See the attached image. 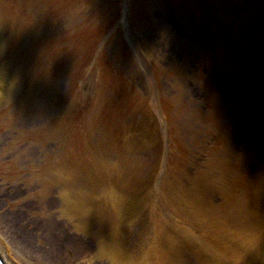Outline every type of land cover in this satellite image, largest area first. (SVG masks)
Masks as SVG:
<instances>
[{
  "label": "rangeland",
  "instance_id": "1",
  "mask_svg": "<svg viewBox=\"0 0 264 264\" xmlns=\"http://www.w3.org/2000/svg\"><path fill=\"white\" fill-rule=\"evenodd\" d=\"M104 1L112 2V11L119 9L121 18L125 12L126 23H134L123 27L119 40L126 38L124 44L119 41L117 47L118 42H108V50L105 44L98 63H78L75 53L69 52L70 61L60 58L62 69L53 81L57 85L47 95L23 87L14 91L11 81L0 91V192L9 189L3 195L9 198L0 196V208L9 214V235L14 232L13 210L20 208L25 220L35 216L46 222L57 219L66 233L80 238L72 256L62 254L64 259H57L56 264H113L108 248L123 252L132 264H264V103H258L264 89L251 90L255 100L245 95L242 86L237 90L230 66L258 72L259 64L240 62L238 52V62L223 61L212 75L213 61L203 59L196 29L184 41L169 31L184 53L177 58L168 53L159 59L156 56L163 54L153 52L143 32L156 21L154 15L148 25L145 21L148 5L152 11L155 2L145 0L138 13V5L134 9L130 0ZM190 1L202 9L198 14L223 21L206 0ZM91 3L0 0V64L7 69L22 66V59L12 56L9 42L43 20L44 12L50 13L53 25L60 21L63 27L76 29L62 30L53 38L83 37L79 28L81 22H88ZM182 12L189 21L188 13ZM183 15L166 16L179 21ZM257 16L252 24L261 26L264 12ZM86 33L93 36L88 41H95L92 31ZM78 41L80 46L82 41ZM62 45L55 40L53 53L61 54ZM259 46L257 51L263 49V44ZM83 49L84 56L92 50L90 44ZM224 54L222 44L220 62ZM129 57L152 72V94L138 86L140 79L133 74ZM263 60L255 59L256 63ZM190 62L202 68L208 65V73L185 71ZM66 64L71 70H66ZM73 72L78 77L74 84L69 80ZM249 75L250 86L256 88L259 80L254 81V73ZM168 78L172 88L176 84L173 90L162 83ZM116 98L126 99L131 108L122 110L123 122L137 125L127 142H118L122 129L116 123ZM108 102L111 111H102ZM130 112L131 117L123 116ZM132 117L136 118L133 123ZM149 128L164 131L162 149L143 139ZM191 153L203 169L201 175L184 174L185 168H191L186 167ZM174 196L196 199L175 201ZM126 197H132V206L125 205L119 213L117 203ZM25 205L29 212L37 211L33 217Z\"/></svg>",
  "mask_w": 264,
  "mask_h": 264
},
{
  "label": "bare ground",
  "instance_id": "2",
  "mask_svg": "<svg viewBox=\"0 0 264 264\" xmlns=\"http://www.w3.org/2000/svg\"><path fill=\"white\" fill-rule=\"evenodd\" d=\"M49 205H52V200H48ZM13 215L18 216L22 219V213L18 210H14ZM26 224L22 227V230L18 233L15 232V244L6 243L4 237L0 234V245L4 246L5 253L7 259L11 264H18L15 262L14 254H23L27 256V258H31L40 264H54V258L51 256L56 251L62 252V244L66 239V235H63L64 227L60 222L58 223L57 219L49 220L46 222V219L40 220L38 219L33 226L28 227ZM61 231V233L59 232ZM68 240H70L71 244L75 247L77 245L74 243L77 240V237L74 235L68 236ZM41 244V247L38 249L35 248L36 244ZM61 246V250H60ZM13 250V253H10L9 249ZM7 252L9 254H7ZM122 254L116 249V253L111 254V260L115 262V264H124L122 263ZM19 257V256H18ZM58 259L61 260V256H57ZM100 264L103 262L100 261Z\"/></svg>",
  "mask_w": 264,
  "mask_h": 264
}]
</instances>
